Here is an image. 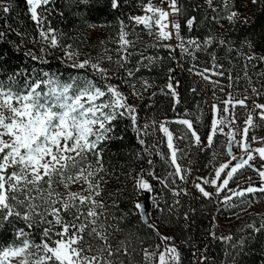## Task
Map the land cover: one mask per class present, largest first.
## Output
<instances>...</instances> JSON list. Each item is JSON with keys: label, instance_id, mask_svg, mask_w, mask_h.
Masks as SVG:
<instances>
[{"label": "snow or ice", "instance_id": "snow-or-ice-1", "mask_svg": "<svg viewBox=\"0 0 264 264\" xmlns=\"http://www.w3.org/2000/svg\"><path fill=\"white\" fill-rule=\"evenodd\" d=\"M56 2L57 0H25L38 33V37L29 38V42L40 46V54L37 55L29 49L23 55L40 65H46L49 63V49L59 48L64 52L61 62L71 61L70 67L83 70V74L78 72L67 79H61L58 73L42 67L38 70L33 68L31 71L23 68L9 74H4L0 69V228L5 223H15L17 220L22 221L24 225L14 230L11 243H0V264H13V261H16V264H125L124 258H128V264H133L135 249L131 247V242L127 238L116 244L112 242L113 234L121 231L118 224L112 222L116 221L117 217L109 211L110 207H118L117 201L112 199V204L108 205L103 199H97L102 196L108 178L115 175L105 165L103 145L114 139H123V136L115 135L114 123L123 119L130 121L138 143L144 146L143 153L147 155L149 165V168H142L135 176L131 171L128 173L133 180V192L137 196L133 206L139 213L141 222L160 240V243L155 245V250H150L151 246L142 249L143 262L181 264V253L174 243L175 237L164 235L160 231V222L154 221L151 214L152 208H156L158 212L176 214L180 205L178 197L181 194L188 195L185 188L177 185V179L186 183L191 169L183 168L177 162V154L183 150L174 143V135L168 125H183L184 135L176 139L188 140L190 136L191 143L199 148H211L215 137L224 135L227 141L224 148L230 159L214 166L208 177H196L194 186L203 197L216 198L225 208L237 207L238 205L232 203L234 199H239L241 205L252 207L259 199L255 194L264 193V163L259 167L252 163L257 155L264 161V146L253 149L248 141L249 130L255 131L261 126L254 121L258 119L264 122V104L257 102L259 97L264 95V83L257 84L253 80L254 76L257 80L264 77V71H255L260 64H264V53L256 52L255 45L248 38L236 48L232 41L211 34L202 41L199 38L182 36L179 17L185 14V10L180 0H159V5L153 0H147V3L138 0L137 6L144 14H129L128 19L136 26L142 25L149 36L156 37L153 47L159 44L166 48L173 60L176 59L174 53L177 49L181 60L189 58L196 61L197 53L209 56V66L200 68L196 63H192L189 68L190 72L213 85V102L210 104L212 120L209 134L202 140L193 120L185 118L191 115L189 113L176 120L153 119L150 124L140 123L137 107L128 103L129 96L120 90V84L111 83L117 78L116 73L114 69L102 67L105 61L123 70L121 83L130 84L132 96L142 98L143 91L154 86L148 80L141 79L143 91L138 90L136 73L140 72L142 67H150L160 57L144 56L141 52L135 66L127 67L131 57L137 54V51L129 50L140 38L135 28L130 33L127 31L128 24L123 19L118 21V39L114 41L118 44L115 49L117 58L106 55L81 60L80 53L73 49L72 45L61 43L66 34L53 28L48 19L53 12L63 16V12L56 8ZM90 2L91 0H78L82 5ZM250 2L252 5H264V0ZM165 4L167 8L163 7ZM205 4L216 13L211 20L218 24L222 19H226L233 26L237 22L247 24L249 21V17L234 10L235 5L230 3V0H221L222 7H214L213 0H205ZM120 6V0H111L113 10ZM12 8V0H0V12L9 14ZM185 25L191 32L194 25L198 26L197 18H187ZM4 28L7 31H0V41L6 39L8 32H15L22 41L26 35L7 23ZM129 36L133 39H129ZM173 38L177 42L175 45L163 43ZM213 44L223 47L228 54L236 52L237 57L243 60L241 72L233 75V61L236 58L230 59L229 67L226 68L219 62L215 52H208ZM21 46L22 44L14 45L17 51ZM245 46L248 52L243 51ZM144 61H148V64ZM253 61L255 63H252ZM176 62L182 67L179 60ZM173 71L174 69H169L165 94L173 97L175 111V104L180 103V99L173 85ZM225 78L227 84L222 83ZM241 80L246 82L243 91L233 90L234 85L236 89L239 88ZM226 89L227 94L223 99L216 96L217 90L224 93ZM192 91L195 92L196 89L193 88ZM249 100L252 101L251 107ZM237 107L246 110L243 127H233L237 121ZM199 121L200 117L197 116L196 122ZM149 128L153 132L158 130L166 138L169 149L167 162L173 171L163 178L156 175L151 157L155 154L165 158L158 147L159 143L164 141L160 140L147 146L144 137L151 134ZM225 128L228 129L227 132ZM257 140L264 143V137L257 138L254 135L252 142ZM233 148H238L242 155L237 157ZM213 155L215 156V153ZM143 158L141 153H137L136 159ZM246 167L256 172L259 186L251 176L247 177V180L236 178V174ZM146 176H151L177 197L167 209L161 207L160 199L157 198L159 194H154L153 185L145 179ZM230 182L235 187H229ZM245 183L247 187H244ZM204 185L213 187L215 192L207 191ZM119 191L122 189L116 190ZM116 192L109 193V198H113ZM222 192L225 193L223 197L220 196ZM142 193L148 194L146 201H139L138 197ZM249 194L252 198L245 199ZM260 215L259 227L255 222L248 225L256 233L264 230V213ZM184 219H189L188 213H184ZM213 224L215 225V220ZM34 228L41 229L39 242L34 238ZM209 235L225 243L233 240L231 235L217 237L214 228L209 231ZM243 243L241 240L240 245ZM206 252L207 247L200 250L197 258L199 264H205L208 260L204 254ZM192 255L196 257V251H193Z\"/></svg>", "mask_w": 264, "mask_h": 264}, {"label": "trees", "instance_id": "trees-1", "mask_svg": "<svg viewBox=\"0 0 264 264\" xmlns=\"http://www.w3.org/2000/svg\"><path fill=\"white\" fill-rule=\"evenodd\" d=\"M120 2L121 6L113 10L111 0H91L87 5L79 4L78 0H57L56 8L63 12V16L53 12L48 19L51 21L53 28L66 34L61 43L72 45V48L80 53L79 58L81 60L86 58L96 59L108 54L115 59L117 58L115 49L118 45L114 41L118 39V21L123 19L126 24L133 25V23H130L128 16L129 14L134 15L140 8L137 6L138 0H120ZM144 2H147V0H144ZM12 3L13 8L9 14L0 12V31H7L4 28L5 23H7L16 31L26 35L22 41L21 37L17 36L15 32H8L6 39L0 41V69L3 70V73L9 74L23 68H27L29 71L33 68L38 70L42 67L45 70L58 73L61 79H67L78 72L83 74V70H76L70 67L71 61L61 62L64 52L59 48L49 49L50 54L47 55L49 63L46 65H40L23 55L29 49L35 51L37 55L40 54V46L29 42V38L38 37V33L35 23L30 18L25 0H12ZM180 3L185 10V14L179 17L182 36L199 38L202 41L209 34L217 38L222 35L224 36L223 39L232 41L233 46L236 48H239L241 42L248 38L253 42L257 51L264 52V5H252L250 0H230V3L235 5L234 10H238L249 17L247 24L237 22L233 26L226 19L220 20L219 24L212 21L211 17L216 15V13L205 4V0H180ZM213 6L222 7L221 0H213ZM191 16L197 18L198 26L194 25L193 30L189 32L185 21ZM220 25H223V27ZM98 28H100L98 32L91 33V29ZM136 29L141 30L144 37H147V32L144 31L143 27L139 26ZM17 44H22L19 51L14 47ZM105 49L110 51H105ZM129 50L137 51V54L131 57V62L127 65L128 68L135 66L137 60L140 59L141 52L144 56L160 57L150 67H142L141 71L136 73V84L140 83L141 79H146L150 84L154 85L143 93L142 98H132V96L128 95L127 86L130 84H122L120 79L124 75L123 70L117 65L107 62L106 68L114 69L117 77L111 83L120 84V90L129 96L128 103L137 107L140 123L150 124L153 119L157 121L176 120L179 117H183L181 114L186 109H198L200 107V101L204 93L202 88L196 83H192L188 76V70L195 61L186 63L187 58L181 60L179 49L174 53L176 58L179 57L178 60L182 65L180 72L174 70L175 74L180 75L182 88L179 96L180 103L175 104L174 111L173 97L165 94L167 92L165 85L170 74L169 69L176 68L177 59L173 60L169 51L159 46V44L157 48L153 46L146 48L145 45H140V41H137ZM219 52L222 58L227 59L225 64L228 67V60L233 58H236L234 61L241 67L242 59L237 57L236 52L228 54L223 47L221 50L219 49ZM144 63L148 64V61H144ZM193 88L196 89L195 92L192 91ZM153 93H155L154 96ZM114 123L116 124L115 135L123 136V139H114L106 142L103 147L105 148V165L115 175L108 178V183L104 186L102 196L97 197V199H103L108 205L112 204V199L117 201L118 207H110L109 211L113 216L117 217V220L112 222L118 224L121 231L113 234L112 242L116 244L120 240L127 238L131 242V247L135 249L132 257L133 264H144L142 249L151 246L150 250H155V245L159 244L160 240L141 222L139 213L134 209L133 202L137 200V196L133 192V180L128 176V173L131 171L132 175L135 176L142 168H149L147 164L148 157L143 153L144 146L138 143L136 133L130 126V121L123 119ZM168 126L173 134L183 129V125L181 126L177 123H172ZM148 131L151 134L144 137V139L146 145L151 146L153 145V131L151 128ZM156 134L158 135L156 143L160 140L164 141V143H159L158 147L165 158L162 159L155 154L151 158L154 161L155 173L163 178L168 176L170 169V165L166 163L169 149L163 134L158 130ZM188 147L191 151V158L195 161L199 148L192 144L190 147V142ZM153 152H155V149H153ZM208 152L206 151L204 155H201L200 160H196L197 163L199 162L200 167L207 163ZM137 153H141L144 158L136 159ZM177 155L179 163V154ZM145 179L153 185V188L161 187V184L153 180L151 176H146ZM168 182L171 184L170 178ZM117 189H122V191L116 192ZM113 192H116V195L110 199L109 193ZM143 196V193L139 195V201ZM163 199L165 201L163 207L167 209L177 198L164 189ZM178 199L180 200V205L176 209V214L164 211L159 214L158 219L163 227L175 237L174 243L181 253V264H199L197 258L200 255V250L205 247H207V252L204 254H208L206 255L208 260L205 264H264V230L256 233L251 228L246 227V224L250 222L245 217L246 211L240 210L239 207L229 212L223 211L222 215L219 214V218L222 220L226 218L225 214L230 213L232 214L230 217H233L235 221L229 223L233 240L225 243L218 239H213L209 235L215 208L213 207L212 199L207 200L199 193L194 199L190 195H180ZM193 209L197 210V212L193 213ZM184 213H188L189 219L187 221L184 219ZM121 217L123 219H120ZM23 226V222L18 220L15 223H5L0 228V243H11L14 230ZM256 226H259V220H257ZM32 231L35 240L39 242L41 229L34 228ZM141 240H143L142 244ZM241 240L244 241L242 246L240 245ZM197 242H199L198 245ZM193 251H196V257H193ZM124 259L125 264H128V258Z\"/></svg>", "mask_w": 264, "mask_h": 264}, {"label": "built area", "instance_id": "built-area-1", "mask_svg": "<svg viewBox=\"0 0 264 264\" xmlns=\"http://www.w3.org/2000/svg\"><path fill=\"white\" fill-rule=\"evenodd\" d=\"M157 5H159L157 3ZM163 7L167 8V5H163ZM171 19V17H170ZM132 23V22H130ZM224 36L219 35L218 38L223 39ZM158 47V45L156 46V48ZM219 49L221 50L222 47H218L216 44H213V46L211 48L208 49V52H215V54L217 55L219 62L223 63L225 65L226 68H228V65L225 64L227 59H224L221 57V53L219 52ZM256 52L261 53L259 51L256 50V48L254 49ZM244 52H248V48L245 46L243 48ZM264 53V52H263ZM197 57L198 59L195 61V63L200 67V68H204L209 66L208 61H209V56L207 54L204 53H197ZM179 57H177L176 59L178 60ZM189 61H191L189 58L186 59V63H189ZM229 61V60H228ZM194 62V61H191ZM234 63V68H233V75L235 76L236 73L241 72V69L243 67V60H242V65L240 67V65H237L235 61H233ZM252 63H255V61H253ZM174 70L180 72L181 66H176V68H174ZM189 71V70H188ZM252 69H250V74H251ZM256 72H260V71H264V64H260L258 68L255 69ZM171 75L175 78L173 80V85L174 87H176V91L178 92L179 96L181 94V78L180 75L175 74V72H171ZM175 75V76H174ZM189 79L192 83H196V85H199L200 88H202V91L204 93L203 98L200 101V107L198 109H186V111H184L181 116H185V113H189L191 114L190 116H188V118H192L193 122H194V127L196 128L197 132L201 135V139L205 140L207 135L209 134V127H210V123L212 120V109L210 107V104L213 102V85L208 83L207 81L203 80L200 76L195 75L194 73H190L189 71ZM213 79H218L217 77H213ZM254 82H257V84L259 83H264V77H261L259 80H257V78L254 76L253 77ZM177 82H178V86H177ZM168 83V81L166 82V84ZM223 84H227V79H223L222 80ZM246 85V82L244 80H241L239 82V88L236 89V86L234 85V89L233 90H239V91H243L244 87ZM227 94V89L224 93H221L217 90L216 92V96L223 99ZM249 94L251 95V93L249 92ZM258 103H262L264 104V95L260 96L258 101ZM249 106L251 107L252 101L249 100L248 101ZM220 107L222 108L223 105L221 104ZM245 109L242 107H237L235 112H236V117H237V121H236V125H233V127H243L244 126V119H245ZM199 116L200 117V121L199 123L196 122V117ZM181 118V117H179ZM257 124H260L261 126L259 128H257L255 131L253 130H249L248 133V141L251 143V147L253 149L264 145V143L259 142V140H257L256 142H252V137L255 135L257 138L259 137H264V122L259 121L258 119L254 121ZM182 126V125H181ZM228 129L225 128V132H227ZM185 132V128L183 126V129L179 132H177L174 135V139H175V144L178 148L182 149V152H178L179 154V163L183 168H189L191 169V173L187 176V182H181L179 179H177V185H179L181 188H185L188 192V195H190L192 197V199H194L196 197V195L199 193V191L196 189V187L194 186L195 184V178L196 177H208L210 173L213 172L214 170V166H218L220 163H224L227 162L230 157L226 154L224 145L227 143L226 141V137L224 135H217L215 137L214 140V144L211 148H199V153L198 156L196 158V160H200L201 155H204L206 153V151L208 152V160L207 163H205V165L203 167H200L199 162L197 163L196 160L193 161V158H191V151L190 148L188 147V144L190 142V147H191V139L189 140H177L176 137L182 136L184 135ZM152 142L153 144H156L157 142V138L158 135L156 134V131L152 133ZM237 139H239V137H237ZM193 145V144H192ZM195 146V145H194ZM185 147V148H184ZM197 147V146H196ZM233 152L238 156L240 155V150L238 148H233ZM215 153V156L213 155ZM169 155V154H168ZM166 163H168L166 161ZM233 163H235L233 161ZM255 163L257 167H259L262 163H264V161H261L257 155L256 159L252 162ZM169 164V163H168ZM170 165V164H169ZM173 168L170 165V169L168 171L172 172ZM168 175V174H167ZM251 176L253 178V180L258 184L259 186V180L257 177L256 172H254L251 168H244L242 170H240L237 174H236V178H239V180H247V177ZM223 178V175H222ZM235 179V178H234ZM170 182H171V178H170ZM171 185V184H170ZM247 183L244 184V187H247ZM205 189L209 192H215V189L211 186L208 185H204ZM229 187H235V185L230 182ZM167 190L169 193H171V191H169V189L164 188L163 185H161V187H154V194H159L158 195V199H160V204L161 207H163L164 204V199H163V190ZM227 191V190H225ZM172 194V193H171ZM201 194V193H199ZM184 195V194H181ZM225 195L224 192H222L220 194L221 197H223ZM259 199L257 201H255L252 205V207L248 208L247 205H241L240 204V200L239 199H234L232 201L233 204L238 205L235 208H225L223 204H221L219 202L218 199L213 198V207L214 208V213L212 215V220H215V225L211 224L210 230L214 228V231L216 233V236H228L231 235V226L229 224V221H223L219 218V214L222 215L223 211L224 212H229L235 209H238L240 207V210L242 211H246L249 212L250 210H253L255 207H261L264 206V193H257L255 194ZM177 198V197H175ZM205 198V197H204ZM252 195L249 194L245 199H251ZM208 200V198H205ZM245 208H247V210H244ZM264 208V207H263ZM197 210L193 209V213H196ZM161 212H158L156 210V208H152V219L154 221H159L158 216ZM226 217H228L229 215L231 216L232 214L227 213L225 214ZM160 231L167 236H172L170 231H168L165 227H163V225L160 223ZM219 240V239H218ZM221 242H224L222 240H220ZM199 244V242H197V245ZM186 246H188V244H186ZM163 250V248L161 249ZM198 251V249H196ZM208 255V254H206Z\"/></svg>", "mask_w": 264, "mask_h": 264}, {"label": "rangeland", "instance_id": "rangeland-1", "mask_svg": "<svg viewBox=\"0 0 264 264\" xmlns=\"http://www.w3.org/2000/svg\"><path fill=\"white\" fill-rule=\"evenodd\" d=\"M154 3H158L159 4V0H157V1H153ZM145 3H147V2H145ZM144 13H143V11H142V9L141 8H139L136 12H135V14L134 15H143ZM137 27H139V26H136V25H128V28H127V31L128 32H132L133 31V28H135V31H136V33L139 35V40L138 41H140V45H145V47L146 48H151V46H152V44H154L155 42H156V37L155 36H149L148 34H147V37H144V35H143V32L141 31V30H137L136 28ZM140 27H143L142 25L140 26ZM92 31H91V33H94V32H98V30H100V28H98V29H91ZM172 29H171V27L169 28V31H171ZM129 39H133V37L132 36H129ZM137 42V41H136ZM163 43H165V44H172V45H175L177 42L175 41V39L173 38L172 40H170V41H164ZM116 45H118V44H116ZM134 46V45H133ZM108 55H110V54H108ZM147 56H149V55H147ZM70 62V61H69ZM107 61H105L103 64H102V67H105L106 68V66H107ZM136 88L138 89V90H140V91H143V89L141 88V83H138V84H136ZM127 89L129 90V93H128V95L129 96H132V94H131V86L130 85H128L127 86ZM145 91H143V93H144ZM132 98H136L135 96H132ZM262 146H264V145H262ZM262 146H259V147H262ZM259 147H257V148H259ZM240 155H242V153H240ZM240 155H238L237 157H239ZM178 162V161H177ZM157 175V174H156ZM258 183V182H257ZM256 183V184H257ZM257 186H258V184H257ZM99 200V199H98ZM264 206H261V207H255L253 210H250L249 212H245V217L247 218V220H249L250 222H248L247 224H246V227H248V225H250V224H252L253 222H255V224L257 223V220H259V225H260V219H261V215L260 214H262V213H264V208H263ZM230 220H229V219ZM223 221H229V223L231 222V223H233V222H235L234 221V219H233V217H230V215L228 216V217H226L225 219H223ZM257 227H259V226H257ZM249 228V227H248ZM13 264H16V261H13Z\"/></svg>", "mask_w": 264, "mask_h": 264}, {"label": "water", "instance_id": "water-1", "mask_svg": "<svg viewBox=\"0 0 264 264\" xmlns=\"http://www.w3.org/2000/svg\"><path fill=\"white\" fill-rule=\"evenodd\" d=\"M143 194H144V196H143V198L140 201H146L147 198H148V194L147 193H143Z\"/></svg>", "mask_w": 264, "mask_h": 264}]
</instances>
